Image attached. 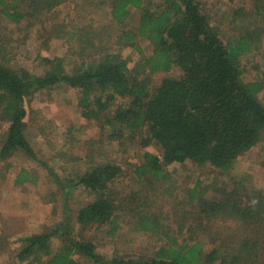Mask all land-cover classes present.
I'll use <instances>...</instances> for the list:
<instances>
[{
    "label": "trees",
    "instance_id": "1",
    "mask_svg": "<svg viewBox=\"0 0 264 264\" xmlns=\"http://www.w3.org/2000/svg\"><path fill=\"white\" fill-rule=\"evenodd\" d=\"M103 3L109 22L97 19V0H0V165L15 166L16 153L36 159L63 196L45 230L19 234L6 264H264L263 189L218 177L177 191L168 170L190 161L222 174L264 141V0ZM61 5L72 6L60 15ZM35 26V67L17 65ZM51 43L62 53H43ZM61 85L75 89L97 134L84 156L52 153L81 161L67 176L39 156L26 128L34 93ZM126 172L136 187L124 191ZM35 182L23 165L13 175L14 185ZM77 187L90 198L72 216ZM123 224L143 249L100 251L94 233L121 238Z\"/></svg>",
    "mask_w": 264,
    "mask_h": 264
},
{
    "label": "rangeland",
    "instance_id": "2",
    "mask_svg": "<svg viewBox=\"0 0 264 264\" xmlns=\"http://www.w3.org/2000/svg\"><path fill=\"white\" fill-rule=\"evenodd\" d=\"M214 1L217 0H207L208 3ZM69 6L72 5H63L60 15L65 14ZM94 9L99 21L109 22V15L103 0H97ZM73 13L79 16L81 11L77 9ZM8 24L10 28L13 27L11 23ZM29 33L26 41L21 42L19 54L15 56L14 61L17 65L26 64L35 67L33 58L40 50L41 33L36 26ZM42 51L45 54L54 55L57 52L62 53V48L58 47V44L51 43L48 49ZM123 54L130 58L133 64V49L127 47ZM251 76H253L251 71L245 72V78H251ZM77 99L75 89L65 85L38 90L31 97L30 111L26 117L27 133L32 144L38 149L39 156L53 165L54 171L62 176L75 174L81 166V161L71 160L67 155L64 158L53 157L52 153L60 150L66 154L74 153L84 156L87 137L97 136L95 121L85 119L81 115ZM68 127L74 128L71 134L66 133L65 129ZM250 154L246 158L237 159L222 174H219L213 166H197L190 161L173 163L168 166V170L172 171L173 176L181 182L177 191L181 187L192 185L198 178L211 182L218 177V180L225 181L229 186L240 181L248 187L264 190V167L261 166L262 159H264V141ZM10 160L15 166L9 169L3 168L6 161L0 165V264L8 262L9 253L18 245L19 234L45 230L53 215V200L56 199L58 206L63 201L58 185L38 160L22 153L12 155ZM20 165L32 170L36 176L35 183L13 184V175ZM118 181L120 188L124 191L136 187L130 172H126ZM89 198L90 194L84 188H75L69 198V213L75 216L79 205ZM221 221L218 222L223 223ZM120 229L121 238L106 242L101 240L104 232L94 233L98 249L109 255L119 250L125 252L143 249L142 243L131 240V235L124 224Z\"/></svg>",
    "mask_w": 264,
    "mask_h": 264
}]
</instances>
